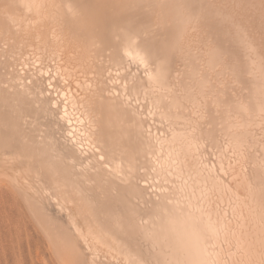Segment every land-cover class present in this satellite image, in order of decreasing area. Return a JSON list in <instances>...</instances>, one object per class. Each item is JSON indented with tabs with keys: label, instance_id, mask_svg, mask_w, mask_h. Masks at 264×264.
I'll return each mask as SVG.
<instances>
[{
	"label": "bare ground",
	"instance_id": "1",
	"mask_svg": "<svg viewBox=\"0 0 264 264\" xmlns=\"http://www.w3.org/2000/svg\"><path fill=\"white\" fill-rule=\"evenodd\" d=\"M1 183L58 264H262L264 0H0Z\"/></svg>",
	"mask_w": 264,
	"mask_h": 264
},
{
	"label": "rangeland",
	"instance_id": "2",
	"mask_svg": "<svg viewBox=\"0 0 264 264\" xmlns=\"http://www.w3.org/2000/svg\"><path fill=\"white\" fill-rule=\"evenodd\" d=\"M79 71L76 81L89 79ZM0 264H58L21 196L7 183L0 184Z\"/></svg>",
	"mask_w": 264,
	"mask_h": 264
},
{
	"label": "snow or ice",
	"instance_id": "3",
	"mask_svg": "<svg viewBox=\"0 0 264 264\" xmlns=\"http://www.w3.org/2000/svg\"><path fill=\"white\" fill-rule=\"evenodd\" d=\"M141 62H143V57L141 58ZM48 87H49V88L52 87L51 83H49ZM101 159H103V157H101ZM262 264H264V262H262Z\"/></svg>",
	"mask_w": 264,
	"mask_h": 264
}]
</instances>
